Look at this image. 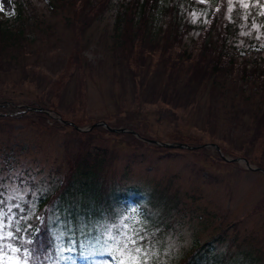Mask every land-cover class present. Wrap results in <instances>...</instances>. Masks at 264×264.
<instances>
[{"label":"rangeland","instance_id":"1","mask_svg":"<svg viewBox=\"0 0 264 264\" xmlns=\"http://www.w3.org/2000/svg\"><path fill=\"white\" fill-rule=\"evenodd\" d=\"M31 1L44 24L52 27L45 29L43 44L34 46L38 47L34 55L23 54L16 70L0 71V147L4 152L0 180L6 179L0 185V202L4 197L6 202L5 208L0 207V217L4 220L7 209L12 221L31 217L38 192L57 183L67 172L68 158L79 152L82 135L54 123L58 115L79 127L81 134H95L86 132L87 128L104 122L115 130L132 128L136 138L144 140L103 132L102 139L83 137V153L98 150L114 155L115 160L108 163L109 187L117 189L125 181L141 190L113 206L112 217L90 220L88 230L95 233L94 244L109 254L107 260L97 258L96 264L127 261L121 244L136 233L143 237L139 255L145 264H264V174L247 170L245 164L227 162L219 152L264 169L262 77L244 80L249 88L247 98L204 94L190 107L168 106L161 94L169 95L176 87L166 86L169 73L162 70L159 78H153L154 84L150 80L145 93L152 95L146 98L139 91L135 94L132 79L111 63L112 9L86 29L84 44L75 50L79 57L68 63L74 47L69 11L55 15L43 0ZM250 1L230 0L226 18L238 11L235 16L244 22ZM257 10L263 13L264 6ZM0 12L13 15L12 0H0ZM185 14L194 26L185 39L189 40L207 22L197 23L203 20L200 14ZM253 21L238 25L233 50L240 58L252 50L264 55V28ZM142 58L138 61L152 64L153 69L160 60ZM46 101L54 104L48 120L25 113L24 109L40 103L47 106ZM57 101L61 103L58 111ZM179 139L193 148L151 143ZM134 198L144 205L136 204ZM24 205L25 209L13 210ZM13 228L19 229V224H11L13 231L8 235H14ZM5 242L8 248L4 256L0 253V264H28L26 250L13 251L18 248L10 240Z\"/></svg>","mask_w":264,"mask_h":264},{"label":"trees","instance_id":"2","mask_svg":"<svg viewBox=\"0 0 264 264\" xmlns=\"http://www.w3.org/2000/svg\"><path fill=\"white\" fill-rule=\"evenodd\" d=\"M43 1L55 15L62 14L60 12L63 9L70 13L72 19L68 26L72 27L74 47L68 63L79 57L75 50L80 44H84L86 29H90L97 19L112 9L114 25L110 36L111 63L132 79L135 94L139 91L143 97H151L152 94L145 93L151 87L150 80L159 78L164 70V74L169 73L170 80L166 86L169 87L171 83L176 87L171 88L169 95L161 94L163 102L168 106L173 103L176 107L187 108L197 103L200 95L204 94L221 98L230 95L245 97L249 88L243 82L247 77L256 75L263 79L259 82V95L264 104V55L252 50L240 58L233 50V42L238 40V25L242 20L235 16L238 11L233 16L229 13L226 18L230 0H206L205 5L193 0ZM12 2L15 8L13 16L0 18V71L4 74L16 70L23 54L25 57L27 53L34 55L39 45L43 44L45 29L52 27L51 23L44 24L43 16L38 15L31 0ZM260 6H264V0L249 2L250 13L248 15L246 12L243 25L254 20L264 28V12L257 10ZM237 8L240 10L239 2ZM186 11H191V16L200 14L203 20L198 23L210 21L189 40L185 39L194 31V26L190 15L185 14ZM208 12L209 16L204 14ZM36 45L38 47L34 49ZM142 56L151 61L158 57L160 60L153 69L152 64L138 61L144 59ZM53 97L54 93L50 99ZM60 98L62 96L58 97L59 100ZM46 102L48 105L42 107L44 111L37 108L30 112L24 111L36 115L39 121L48 120L46 111L54 109V104ZM59 102L57 101L56 111L61 104ZM262 118L260 122H264V114ZM54 123L60 125L57 120ZM124 128L130 129V132L125 133L126 136L138 140L131 133L132 128ZM101 130L104 131L101 128L95 130V134H81L73 130L82 135V143L79 142L77 155L71 160L68 158L67 172L54 183L52 192V188H49L39 196L36 202L37 213L33 218L8 222L10 225L19 224L20 229L17 232L14 229L16 238L11 240H17L19 250H26V261L29 264H44L47 261L54 263L50 258L56 264H94L97 258H106V252L94 244L95 233L88 230L90 220L106 214V217H112L113 206H119L124 198L128 200L132 191L139 193L141 190L125 181L120 183L119 189L109 187L108 168L115 160L114 155L101 154L98 150L95 153H83L82 148L86 145L83 137L88 141L93 137L94 140L102 139ZM177 141L182 142L180 139ZM0 155L4 157L2 147ZM135 200L138 205L143 202ZM49 206L51 207L47 210ZM106 207L111 208L106 211ZM41 212L43 217H38ZM57 230L61 231L60 235Z\"/></svg>","mask_w":264,"mask_h":264},{"label":"snow or ice","instance_id":"3","mask_svg":"<svg viewBox=\"0 0 264 264\" xmlns=\"http://www.w3.org/2000/svg\"><path fill=\"white\" fill-rule=\"evenodd\" d=\"M11 235H4L3 233V217H0V253L4 252L7 245L4 244L5 240L12 239ZM143 237L136 233L134 236L126 237L125 242L121 244L125 254L128 256V260H121L120 264H145L144 259L139 255L143 248L140 245V241ZM13 251H19V249H12Z\"/></svg>","mask_w":264,"mask_h":264},{"label":"water","instance_id":"4","mask_svg":"<svg viewBox=\"0 0 264 264\" xmlns=\"http://www.w3.org/2000/svg\"><path fill=\"white\" fill-rule=\"evenodd\" d=\"M217 149H218V147H216ZM224 159L226 160V161H228V162H238V163H244V164H246L247 165V168L248 169H250V170H260V171H263L262 169H257V168H253L252 166H250L248 163H247V161L245 160V159H232V160H230V159H227V158H225L224 157Z\"/></svg>","mask_w":264,"mask_h":264}]
</instances>
